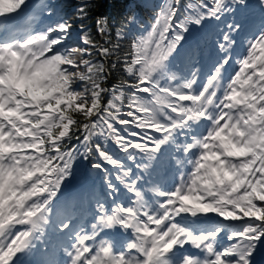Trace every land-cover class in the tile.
Returning a JSON list of instances; mask_svg holds the SVG:
<instances>
[{"label":"snow or ice","instance_id":"6c2138e0","mask_svg":"<svg viewBox=\"0 0 264 264\" xmlns=\"http://www.w3.org/2000/svg\"><path fill=\"white\" fill-rule=\"evenodd\" d=\"M92 6L0 0V264H264V0Z\"/></svg>","mask_w":264,"mask_h":264}]
</instances>
